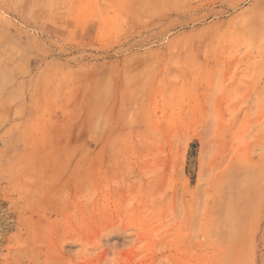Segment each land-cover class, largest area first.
Here are the masks:
<instances>
[{"label":"rangeland","instance_id":"1","mask_svg":"<svg viewBox=\"0 0 264 264\" xmlns=\"http://www.w3.org/2000/svg\"><path fill=\"white\" fill-rule=\"evenodd\" d=\"M264 264V0H0V264Z\"/></svg>","mask_w":264,"mask_h":264},{"label":"clouds","instance_id":"2","mask_svg":"<svg viewBox=\"0 0 264 264\" xmlns=\"http://www.w3.org/2000/svg\"><path fill=\"white\" fill-rule=\"evenodd\" d=\"M108 264H115V257H109L108 258Z\"/></svg>","mask_w":264,"mask_h":264}]
</instances>
